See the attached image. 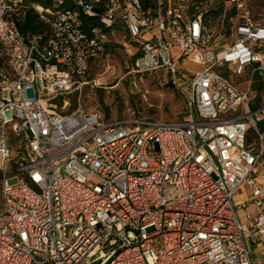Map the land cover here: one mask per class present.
<instances>
[{
    "label": "built area",
    "instance_id": "built-area-1",
    "mask_svg": "<svg viewBox=\"0 0 264 264\" xmlns=\"http://www.w3.org/2000/svg\"><path fill=\"white\" fill-rule=\"evenodd\" d=\"M67 1L35 5L49 30L26 35L21 2L0 0V264H264L251 248L264 245V24L230 0L236 40L215 48L185 0ZM119 24L136 41L131 72L167 70L186 118L67 109ZM249 66L247 86L218 71Z\"/></svg>",
    "mask_w": 264,
    "mask_h": 264
},
{
    "label": "rangeland",
    "instance_id": "rangeland-1",
    "mask_svg": "<svg viewBox=\"0 0 264 264\" xmlns=\"http://www.w3.org/2000/svg\"><path fill=\"white\" fill-rule=\"evenodd\" d=\"M164 4L178 6V0H163ZM251 15L264 24V0H246ZM224 5L223 12L217 17H211L207 24L211 40L215 48L231 44L236 40L232 27L236 22L235 10L230 0H185L184 8L190 14L206 13L217 10ZM20 6V4H19ZM20 8V7H19ZM237 12V11H236ZM238 13V12H237ZM112 42L103 54L93 62L91 72L87 77V84L82 95L73 93L69 98L68 110H74L82 101L83 106L89 111L99 110L106 118L121 119L127 117L153 118L156 120H182L188 116L189 108L186 99L178 85L172 82L167 70H157L148 73L131 72L135 57L136 41L127 27L119 24L111 35ZM137 48V47H136ZM187 73L192 77L200 67L195 62L186 60L183 63ZM218 71L247 86L252 76L251 66L237 75L227 68H219ZM254 102L259 105L264 102V83L257 73L253 75ZM62 98L59 102L61 111H65L66 105ZM252 137L250 138V140ZM264 171V166L260 172ZM242 192L248 194L245 189ZM3 207V198L0 193V209ZM256 251L257 245H252Z\"/></svg>",
    "mask_w": 264,
    "mask_h": 264
},
{
    "label": "trees",
    "instance_id": "trees-1",
    "mask_svg": "<svg viewBox=\"0 0 264 264\" xmlns=\"http://www.w3.org/2000/svg\"><path fill=\"white\" fill-rule=\"evenodd\" d=\"M20 8L18 10V14L16 15V22L19 26L20 30L26 34H37L42 33L49 30V25L44 22L38 15L37 11L35 10V5H41L44 8H70L75 10L76 7L65 0L62 4L58 3L56 0H19ZM105 0H101V4ZM150 0H141L143 5L147 7ZM224 10V5L220 6L217 10H211L203 14V20L208 21L211 17L219 16ZM197 13V12H194ZM236 14V10L233 11L232 15ZM84 22V28L87 31L94 26L99 25V18L98 16H91L88 14H81ZM251 137H249L250 140Z\"/></svg>",
    "mask_w": 264,
    "mask_h": 264
},
{
    "label": "crops",
    "instance_id": "crops-1",
    "mask_svg": "<svg viewBox=\"0 0 264 264\" xmlns=\"http://www.w3.org/2000/svg\"><path fill=\"white\" fill-rule=\"evenodd\" d=\"M112 42V40L109 42L108 46L110 45V43ZM107 46V47H108ZM137 46L135 45V52H137ZM245 191H247V193H249V191L247 189H245ZM247 194H245V192H241V194L238 195L236 202L238 205V210H239V214L241 215L242 219L245 220L244 218V208H243V199L246 197ZM252 245H257L258 249H256V251H254L252 249L253 252V257L255 260H261L264 257V245L263 244H252ZM251 245V248H252Z\"/></svg>",
    "mask_w": 264,
    "mask_h": 264
}]
</instances>
